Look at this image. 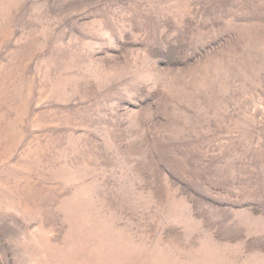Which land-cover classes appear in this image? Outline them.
<instances>
[{
    "label": "rangeland",
    "instance_id": "1",
    "mask_svg": "<svg viewBox=\"0 0 264 264\" xmlns=\"http://www.w3.org/2000/svg\"><path fill=\"white\" fill-rule=\"evenodd\" d=\"M0 264H264V0H0Z\"/></svg>",
    "mask_w": 264,
    "mask_h": 264
}]
</instances>
